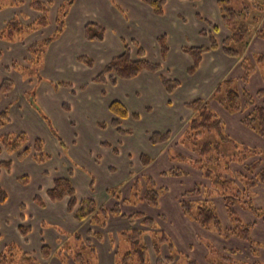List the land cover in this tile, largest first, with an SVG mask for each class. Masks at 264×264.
Listing matches in <instances>:
<instances>
[{
	"label": "crops",
	"instance_id": "crops-1",
	"mask_svg": "<svg viewBox=\"0 0 264 264\" xmlns=\"http://www.w3.org/2000/svg\"><path fill=\"white\" fill-rule=\"evenodd\" d=\"M40 1L50 2L46 28L25 35L20 42L0 40V81L8 79L14 84L11 91L0 94V113L8 109L9 118L0 126V137L25 133L31 142L42 139L50 158L39 164L33 160L32 153L18 158V153L0 151V162L10 161L12 164L8 171H0V189L7 198L5 202L0 201V252L14 242L32 254L39 264H75L74 253L65 248L69 246V236L72 238V234L81 233L86 245L95 250V255H92L95 259L91 263L118 264V258L128 248L121 233L141 225L140 220L130 223L128 215L140 212L153 218L156 226L155 229H143L149 264H156L152 235L160 231L174 248L172 264L179 261V255L198 264H220L211 258L215 246L217 252L235 250L233 257L240 264L254 261L264 264V218L257 219L241 204L235 207L236 213L240 212L246 218L244 222L256 223L251 230V239L257 245L255 256H251L250 245L243 240L234 236L225 238L213 230H204L181 212L179 200L195 185L205 187L210 182L192 165L173 163L168 157L170 152L178 150L176 144L188 127L189 120L195 116L186 104L198 99L207 101L208 107L217 112L224 125L235 131V142L257 152L264 150V140L242 126L243 112L231 114L211 98L218 85L225 80L232 81L239 92L247 91L251 95L264 89V64L256 65L257 56H262L264 61V38L251 36L244 46L243 59L257 67L245 83L242 82L243 59L230 58L220 48L205 54L199 69L193 75H187L186 71L192 64L189 55L182 49L209 45L207 37L200 34L201 31H212L204 20L215 25L217 30L213 33L219 44L238 25V22H223L218 0H166L162 16H156L141 0H74L67 11L60 37L49 44L38 67L34 68L28 64L27 47L54 32L58 9L69 0ZM19 2L20 5L0 10V30L15 16L20 17L23 24L35 21L39 16L30 8V0ZM87 23H96L104 29L102 41L85 39L83 29ZM258 28L264 30V18ZM163 34L169 43L164 61L155 43L156 38ZM123 42H134L142 47L146 58L158 62L167 70L153 74L142 71L133 79L119 80L114 87L89 84L84 91H79L107 62L122 52ZM80 56L90 57L92 67L80 63ZM15 62L26 67L25 72L6 69ZM164 73L180 82L177 90L170 95L160 83L159 75ZM61 78L63 80L59 81ZM62 82L69 83L71 88L59 86ZM28 93L33 97H29ZM31 97L38 110L31 104ZM112 101L123 103L128 113L140 115L138 120H121L122 128L130 129L131 135H119L110 124L114 118L108 109ZM256 104L264 106V97L258 98ZM99 123L105 127L101 128ZM167 130L171 134L167 143L149 144L150 133ZM227 135L231 137L229 133ZM142 154L152 158V162L145 167L140 163ZM191 155L190 158L196 157L193 153ZM231 166L227 177L236 175L242 169V165ZM171 167L182 168L184 174L180 178L162 177L161 173ZM68 170L77 199L91 198L97 206L111 209L115 199L107 191L115 190L121 196L122 216L110 217L104 227L98 228L89 219L77 221L73 218L67 211L68 198L50 202L46 191L52 188L56 178L68 177ZM24 176L28 179L22 184L19 179ZM147 176L155 180L157 188H167L159 199V206L154 208L143 201L136 205L122 204L132 196L134 181H141ZM38 189H41L39 195L44 207L34 203L33 196ZM216 197L212 201L220 203L225 225L220 222L223 229L228 230L234 223L225 210L224 200ZM250 198L255 207L264 211V184L255 185ZM21 204L24 210L19 209ZM22 225L31 228L32 232L27 237H21L18 232ZM91 230L99 234L100 240L90 238L87 232ZM46 245L50 248V255L42 259L40 250ZM78 247L74 246L75 251ZM160 249L163 259L170 255L166 243L160 245Z\"/></svg>",
	"mask_w": 264,
	"mask_h": 264
},
{
	"label": "trees",
	"instance_id": "trees-1",
	"mask_svg": "<svg viewBox=\"0 0 264 264\" xmlns=\"http://www.w3.org/2000/svg\"><path fill=\"white\" fill-rule=\"evenodd\" d=\"M151 8L156 16H162L164 5L166 0H141ZM184 1V0H181ZM190 2H196L199 0H186ZM231 0H218L217 6L220 11V16L223 22L226 24L238 22L236 28L231 34L225 37L219 44L215 40L214 33L216 32L215 25L209 20H204L212 31H201V35L207 37L209 40L208 46L198 47H186L182 49L183 53H187L191 59V66L187 69L186 74L193 75L201 65L202 58L210 50L220 48L224 54L230 58L243 59L244 46L249 42L251 36H258L264 38V30H259L258 26L262 23L264 18V0H252L250 6H244L241 10H234L229 4ZM30 8L39 16L35 21L31 23L23 24L21 18L18 16L6 22L0 30V40L8 43L20 42L25 38V35L37 32V30L46 28L48 26L49 7L50 2H43L40 0H30ZM74 0H69L63 3L58 9V17L55 21L56 27L54 32L43 40L37 41L28 46L29 62L28 64L34 68L38 67L41 62V58L46 52L49 44L55 39L60 37L65 24V18L68 14V10ZM13 5H20L19 0H0V10ZM257 28V29H256ZM83 34L85 39L90 42L102 41L105 37L104 29L96 23H87L84 25ZM155 43L159 49L162 61L167 57L169 50V43L167 42L166 35H161L156 38ZM2 52L0 51V59ZM78 61L87 67H92L93 60L90 57L80 56ZM242 67L244 75L242 82L245 83L256 71V65H263V57L257 56L256 65H251L244 58L242 60ZM264 66V65H263ZM7 70H16L25 72L26 67L13 63ZM163 67L161 64L155 61H151L146 58L145 52L142 47H139L134 42H123V49L117 57L112 58L102 69L96 73L89 83H85L80 87L79 91H84L89 84H99L103 86H116L119 80H130L141 74L142 71H147L151 74L160 73ZM160 83L162 88L167 94H172L177 90L180 85L179 80L173 79L168 75L160 74ZM59 86H66L71 88L69 83H59ZM14 84L11 80L4 79L0 81V94H5L12 90ZM28 96L33 94L28 93ZM31 97V98H32ZM264 97V89L257 91L255 95L249 94L247 91L239 92L236 90L232 81L225 80L218 85L216 90L212 93L211 98L217 100L224 109L229 113L235 114L237 112H243L241 118V124L244 128L253 131L256 135L260 136L264 140V106L256 104L258 98ZM32 105L38 110L35 105L34 98H32ZM186 108L193 110L195 116L189 120L188 128L180 138V143H190L192 138L201 135L204 132L217 134L218 140L216 142H203L192 151L196 154V158H187L183 155H173L171 152L168 155L172 162H179L182 164L192 165L197 168L204 178L209 182V186L202 187L201 185H195L190 191H186L181 195L179 200L181 212L193 222L195 221L204 230H213L216 234L225 236H234L243 240L250 245L251 256L256 255L257 245L251 239V230L255 226V222H243L237 217L235 207L241 204V207L253 213L257 219L264 218V211L255 207L252 199L250 198V192L255 185L264 184V153H258L255 149L249 146L242 145L239 153L237 152L234 157L226 158L222 152L221 147L225 143H230L237 147L235 142L231 141V138L223 131V120L208 108L207 101L198 99L186 104ZM109 111L113 114L114 118L111 121V125L116 129L119 135H131L130 129H124L121 126V120L131 118L138 120L140 115L138 113H128L123 103L112 101L109 104ZM146 111H149L146 108ZM9 121L8 109H5L0 113V126ZM101 128L105 125L99 123ZM212 136V135H210ZM171 138L170 130L167 131H155L149 134L148 142L152 146L157 144L167 143ZM59 139V138H58ZM61 145L63 143L59 139ZM3 150L9 153H18V158H24L32 153V158L35 162L42 164L50 158V155L44 150V142L41 139H34L30 141L25 133H18V135H4L0 137V151ZM140 163L142 167L149 165L152 162V158L148 155H141ZM222 163V164H221ZM242 165V169L238 170L236 175L231 177H223L219 171L223 170L225 175L230 172L231 165ZM11 162H0V171L2 169L8 171L11 168ZM223 166V167H220ZM214 168V169H213ZM216 170V173H215ZM68 172L66 178H56L53 182L52 188L46 191V196L50 202H60L67 200V211L72 214L73 218L77 221L89 219L95 227L102 228L106 225L108 219L113 216H122L120 210L121 196L115 190L107 191L111 197L115 199L114 206L108 209L104 206H97L96 202L89 199H77L73 184L70 177L71 172ZM184 174L182 168L171 167L167 171L161 173L162 177H176L180 178ZM215 174V176H214ZM28 177H20L22 184H25ZM238 185V186H237ZM132 196L124 200V203L129 205H136L137 202L143 201L145 204H149L151 207L157 208L159 206V199L167 192V188L156 186L155 180L151 177L139 181L135 180L133 183ZM144 188V189H143ZM38 192L34 194V203L38 207H44V201L40 197ZM143 190V191H142ZM202 197L200 200H192L195 197ZM220 196L224 200L225 210L234 223L233 227L224 230L222 223L215 212L213 198ZM7 198L4 192L0 189V201L5 202ZM24 210V205L21 204L20 208ZM130 223H135L136 220L141 221V225L137 228H131L121 233V238L128 244L126 252L121 255L117 262L118 264H149L148 261V249L144 243V230L143 229H155V221L151 217H146L140 212L128 215ZM18 232L21 237H27L32 231L30 226H19ZM90 238L100 240L99 234L94 231H88ZM76 241H79V250L73 255V262L75 264H94L85 260L84 255L80 252L81 249H85L86 241L82 234L74 233L71 235ZM153 249L155 253L156 264H172L173 259V247L163 233H154ZM166 243L170 255L166 258H162L160 254V245ZM90 255H95L93 247L87 246ZM60 251V250H59ZM58 251V252H59ZM62 251V250H61ZM63 252V251H62ZM216 252L217 260L215 262L220 264H240L233 257L235 250H229L226 252H217L212 248V254ZM49 246H43L40 250L42 259L49 257ZM186 264H198L192 259H186ZM0 264H39V261L30 253L22 249L18 244L11 242L0 252ZM243 264V263H242ZM245 264H262L258 261Z\"/></svg>",
	"mask_w": 264,
	"mask_h": 264
},
{
	"label": "rangeland",
	"instance_id": "rangeland-1",
	"mask_svg": "<svg viewBox=\"0 0 264 264\" xmlns=\"http://www.w3.org/2000/svg\"><path fill=\"white\" fill-rule=\"evenodd\" d=\"M254 1V0H253ZM253 1L252 0H231L230 1V6L234 9V10H241L244 6H250L251 5V2L253 3ZM162 67H163V69L166 71L167 70V68H165L163 65H162ZM88 73H91V71L90 70H86ZM165 74V73H164ZM188 75V74H187ZM63 79L61 78V80H59V81H62ZM209 109H210V107H208ZM211 110H213V112L215 113V114H217V112L214 110V109H211ZM218 115V114H217ZM219 116V115H218ZM224 124V123H223ZM189 125V124H188ZM226 126L224 125L223 126V131L227 134V133H229L230 134V138H231V141L232 142H235L234 140H236V133H235V131L233 130V129H231V127H229V126H227L226 128H225ZM188 127H186V129H187ZM231 131H230V130ZM184 132L185 131H183L182 133L184 134ZM210 135H212V136H210ZM233 138V139H232ZM218 140V137H217V134H215L214 132L213 133H208V132H204V133H202L201 135H199V136H196L195 138H192L191 139V142L190 143H185V144H181L180 143V140H179V142H178V144H176V146H177V149L178 150H173L171 153L173 154V155H183V156H186L187 158H190V156H192L191 154L193 153V155L194 156H196V154L192 151V148H195V147H197V146H199V145H202V143L203 142H210V143H213V142H216ZM236 144H237V147H235L234 145H232V144H230V143H225V144H223L222 145V147H221V152H222V154L226 157V158H231V157H234L235 155H236V153L238 152L239 153V150H240V148H241V144H239L238 142H235ZM183 148V149H182ZM258 150V149H257ZM264 150L263 149H259L258 150V153L260 152V153H262ZM191 154H190V153ZM189 156V157H188ZM197 157V156H196ZM195 157V158H196ZM192 158V157H191ZM190 158V159H191ZM169 159H170V157H169ZM172 162V161H171ZM173 163H177V164H179V162H173ZM222 164V163H221ZM220 167H223V166H220ZM214 169V168H213ZM215 173H216V170H215ZM219 173L223 176V177H225V176H229V174H230V172H227L225 175H223L224 174V171L222 170H220L219 171ZM214 176H215V174H214ZM226 178V177H225ZM238 186V185H237ZM217 198V197H216ZM215 198V199H216ZM214 207H215V212H217V214H218V217H219V219H221L220 221L225 225V219L224 218H222V212H220L221 210H220V203L217 201V202H214ZM236 207H238V206H236ZM236 211V210H235ZM237 214V217L238 218H240L243 222L244 221H246V218L245 217H243L244 215H242V214H240V212L238 213H236ZM160 233H162L161 231L159 232V234ZM69 243H68V247L67 248H65V250L66 251H70L71 250V252H73L74 254H75V248H74V246H76V248H77V246L80 244V242L79 241H76V240H74L73 238H71L70 236H69ZM85 246L87 247V245L85 244ZM86 247H85V249H81L80 250V252H82L83 253V255H84V258H85V260H87V261H89V262H91L93 259H95V257L94 256H90V253L87 251L88 250V248L86 249ZM216 249H217V247L215 246V247H213V250L214 251H216ZM65 250H62V251H65ZM77 250H79V247H78V249ZM174 254V253H173ZM177 255V254H176ZM209 256H211V254L209 255ZM211 258H215V260H217V258H216V252H213V255L211 256ZM179 261L178 262H176V264H186V261H185V259L182 257V256H180L179 255V259H178ZM93 263H95L94 261H93Z\"/></svg>",
	"mask_w": 264,
	"mask_h": 264
}]
</instances>
